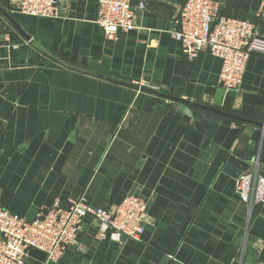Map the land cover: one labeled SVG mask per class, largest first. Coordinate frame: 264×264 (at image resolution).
<instances>
[{
  "label": "crops",
  "instance_id": "0c3cea01",
  "mask_svg": "<svg viewBox=\"0 0 264 264\" xmlns=\"http://www.w3.org/2000/svg\"><path fill=\"white\" fill-rule=\"evenodd\" d=\"M184 1L146 0L138 27L109 39L97 0H66L52 18L0 0L27 35L0 17V204L32 218L81 195L107 209L126 194L147 202L140 240L99 241L86 218L78 248L46 264H264V203L240 201L223 171L230 151L195 128L190 112L205 111L130 85L249 120L232 151L264 175V55L251 54L239 88L225 92L221 59H187L171 33ZM212 1L250 21L261 2ZM45 260L30 250L25 264Z\"/></svg>",
  "mask_w": 264,
  "mask_h": 264
},
{
  "label": "built area",
  "instance_id": "2783aa9c",
  "mask_svg": "<svg viewBox=\"0 0 264 264\" xmlns=\"http://www.w3.org/2000/svg\"><path fill=\"white\" fill-rule=\"evenodd\" d=\"M66 0H8L12 11L39 17H56L58 6ZM146 8V0H97L95 22L109 39L137 28L135 10ZM171 32L182 54L189 60L207 51L221 59L219 84L225 92L236 91L246 63L253 53L264 55V0L254 20L228 17L212 0H185ZM7 37V35H6ZM234 190L241 202L251 208L264 203V175L250 167L234 180ZM147 202L137 194H126L112 209L93 207L83 195L67 198L66 205L56 200L32 218L10 212L0 204V264H25L30 250L46 255L45 264L56 262L68 248L76 247L77 237L90 218L94 237L109 238L123 245L138 241L145 229ZM78 248V246H77Z\"/></svg>",
  "mask_w": 264,
  "mask_h": 264
},
{
  "label": "water",
  "instance_id": "95a60500",
  "mask_svg": "<svg viewBox=\"0 0 264 264\" xmlns=\"http://www.w3.org/2000/svg\"><path fill=\"white\" fill-rule=\"evenodd\" d=\"M0 17L20 34L27 36L10 12L6 10L1 4ZM119 34L123 33L119 32ZM130 85L134 88L151 92L170 100L179 101L189 106H195L205 111V113L192 111L190 114L194 120V125L197 130L205 134V136L208 138L212 139L215 143L220 144L223 148L230 151V154L228 155L223 167V171L236 178L242 172L250 168L251 165L248 161L251 160V157L240 152L232 151L234 142L240 132L239 122H249V120L232 113L223 112L207 105L192 103L188 100L159 92L158 90L149 86L137 84Z\"/></svg>",
  "mask_w": 264,
  "mask_h": 264
},
{
  "label": "trees",
  "instance_id": "16d2710c",
  "mask_svg": "<svg viewBox=\"0 0 264 264\" xmlns=\"http://www.w3.org/2000/svg\"><path fill=\"white\" fill-rule=\"evenodd\" d=\"M240 123V122H239Z\"/></svg>",
  "mask_w": 264,
  "mask_h": 264
}]
</instances>
